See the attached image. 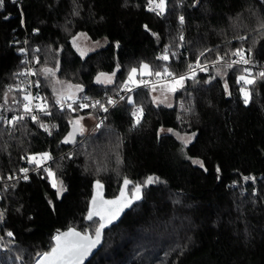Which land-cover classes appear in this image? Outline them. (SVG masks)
Returning a JSON list of instances; mask_svg holds the SVG:
<instances>
[{"label":"trees","instance_id":"trees-1","mask_svg":"<svg viewBox=\"0 0 264 264\" xmlns=\"http://www.w3.org/2000/svg\"><path fill=\"white\" fill-rule=\"evenodd\" d=\"M146 6L147 0H3L0 110L23 103L25 92L15 89H25L24 77L15 74L22 72L20 49L27 45L36 50L34 73L51 115L37 113L33 122L23 114L12 125L0 121V175L31 167L28 156L47 152L67 191L58 199L42 169L2 186L0 264H33L37 253L49 250L57 230L74 226L93 232L98 220L84 219L93 181L103 182L105 196L111 197L125 177L133 182L128 191L148 177L159 179L105 230L101 247L86 264H264V79L258 73L250 77L255 83L245 105L236 82L242 69L215 63L239 48L247 56L251 50L252 61L264 62V0H166L160 16ZM79 32L106 43L81 57L71 43ZM165 48L167 61L158 59ZM205 49L212 50L200 57L207 71L185 79L171 107L153 103L152 85L137 87L107 112L76 104L77 111L66 106L61 111L55 104L61 94L55 77L82 86L76 97L114 100L130 69L141 62L161 71L167 65L180 75ZM44 68L55 76L45 77ZM113 71V84L95 82L98 73ZM9 85L13 90L5 104ZM128 96L134 104H128ZM132 105L143 108L136 127L129 116ZM87 115L94 123L102 115L101 127L77 133L74 143H61L71 131L69 120ZM184 137L190 138L186 146Z\"/></svg>","mask_w":264,"mask_h":264},{"label":"snow or ice","instance_id":"snow-or-ice-1","mask_svg":"<svg viewBox=\"0 0 264 264\" xmlns=\"http://www.w3.org/2000/svg\"><path fill=\"white\" fill-rule=\"evenodd\" d=\"M15 2V0H13ZM165 3L166 0H147V11L149 12H155L157 16L163 15L165 12ZM3 6V0H0V7ZM180 24L184 23V16L179 17ZM261 28H264V23L260 24ZM145 29L148 30L147 25H145ZM85 35V34H80ZM153 35H156L153 33ZM240 39H244V37H240ZM77 37H73V46L77 47V51L80 52L81 57L85 55V52L82 51L77 45H76ZM180 40L183 41L184 37L183 35L180 36ZM21 52H24V49H20ZM37 51H39L37 49ZM211 49H205L204 51L200 52L197 56V63L196 65L189 64L188 70L191 73V75L182 74L177 76L174 72H172L169 68V66L165 65L161 70H153L150 68V66L147 63L141 62L139 65V68L133 67L130 69L127 75V79L124 81L123 85H121L122 90L131 91V88H129V84H133L135 86H138L139 84L148 85L151 83V81H145V80H136V76L139 74L140 76L144 75H155L157 77H168L171 78L169 80H166L163 84H161L162 91H167L171 93H175L178 88H182L185 79H194L195 78V70L194 68L198 67L201 71H207L206 65L200 64V57L205 55V52H210ZM248 56H245V50L243 48L237 49L235 52L231 53L233 56L238 57V59L231 60L230 63L227 64L228 68H232L234 65H249L252 63L251 60V50H248ZM176 53H172V56H175ZM158 59L167 61L169 60L168 55V49L165 48L164 54L159 56ZM223 57H218L217 62L219 60H222ZM23 63V61H22ZM119 70V65H117V70ZM116 71H113L110 75L106 73H98L95 82L97 84H105V85H111L114 83V77L116 76ZM45 77L48 75L55 76V71L49 68H44L42 70ZM242 72L245 74L239 75L236 78L237 84H240L243 82L244 85H251L255 83V78H249L251 75V69L250 68H243ZM17 76H25V75H36V73L32 72L31 69L28 70V72H19L15 74ZM258 77L261 79H264V71H260L258 73ZM29 84H32L31 81H29ZM35 86L37 88L40 87V82L36 81ZM75 88V92L71 91L72 88ZM69 93L68 95H64L63 93L57 95L55 104L60 106V110L63 111L65 108V101L71 100L72 103H69L66 105L68 110L71 111H77V108H74L73 105L76 104L78 106V109H86V108H97L99 107L100 110L107 112L108 108L105 107V101L103 100H91L88 96H83L81 99H78L76 97V92H83L84 89L80 85H68ZM13 90V86H8V91L4 93L5 96V104L8 103L7 96L9 92ZM17 91H23L25 92V95L23 96V110L25 115H29L31 120L33 122H37L39 119V116L37 113H42L44 115H51V112L49 111L50 105L47 102L46 98L39 96V94L33 95L30 91L23 89L20 87V85H16ZM156 90V85L152 84V91ZM224 90L229 95L231 94L228 91V84L225 82L224 84ZM55 92V90H54ZM240 93L243 98V102L245 105H247L250 102L251 94L249 90L246 87L240 88ZM119 95V93H117ZM167 97H165L166 99ZM121 100L125 99V97L121 96ZM34 101H40V103H34ZM90 101V102H89ZM19 103V101H15ZM128 104H134V101L131 96L127 97ZM157 99L153 98V103H157ZM106 103L108 105H114L116 103L115 100L112 99V97H107ZM159 103H163V101H159ZM168 107H171V104L167 105ZM2 107V106H0ZM183 107V105H182ZM36 110L34 113L33 110ZM132 116L134 118V124L133 127H136L140 124L141 118L143 116V108L136 107L134 108L132 112ZM25 116H13L11 119L7 118H0L4 120V123L12 125L13 123L23 120ZM84 119L83 116L71 119L69 120V124L72 126V131L68 133V135L64 138V140L61 141V143L67 144V143H74L75 137L77 133H82L84 131L83 125L81 124V121ZM102 123V122H101ZM40 127L44 128L45 131H48V126L44 123L40 124ZM55 127V126H53ZM97 128L101 127V124L96 125ZM168 131H172L169 129ZM49 135H51V132H49ZM195 135V134H193ZM183 139V138H181ZM190 142L189 140H185L184 144L185 146ZM52 157L50 153L44 152V153H38L34 155H30L27 157V163L34 164L36 169H41L47 173V178H49L51 186L56 189V195L59 199L61 194L65 191H67L66 187L63 185V181L58 180L55 178L56 174L52 171L51 168L43 167V165L51 160ZM193 163L200 164L201 167H203V163L198 160H194ZM29 171L28 168H21V173H27ZM217 172H219V168H217ZM13 177H9V179H12ZM25 180L28 179V176L25 175L23 177ZM159 178H153L148 177L147 180L144 182V186H147L148 184H151L155 182V180H158ZM251 179V177H245V180ZM133 182L129 180L127 177L123 180V187L121 188L120 196L117 197L115 200H109V201H103L101 204H97L96 197L93 196L91 205L89 207L87 215L84 217V219L88 221H93L94 217H99V226L95 228V239H93L87 231L84 233H81L80 231H77L75 228H68L65 232H60L58 230L57 234H55L52 237L53 246L50 248V250L45 251L43 253H37L36 254V260L35 264H81L83 258L87 253L95 247L97 244L100 243V237L102 230L108 226V224H111L113 220H115L120 213L125 209L132 205L134 200L141 199V187L142 185L136 184L134 186V189L132 191V197L131 199H128L125 197L124 189L127 188L129 184H132ZM95 188L100 189L102 188V185L99 181L95 183ZM51 204L52 202L49 201ZM111 206V207H108ZM19 211V209H18ZM5 219V212L3 210H0V223H3ZM6 235L8 237H13L14 233L11 231H7ZM2 239V237H0Z\"/></svg>","mask_w":264,"mask_h":264},{"label":"built area","instance_id":"built-area-1","mask_svg":"<svg viewBox=\"0 0 264 264\" xmlns=\"http://www.w3.org/2000/svg\"><path fill=\"white\" fill-rule=\"evenodd\" d=\"M147 7H148V4H147L146 8H147ZM21 49H24V52H21V51H20V54H21V58H20V59H21V63H22V61H23V63H22V72H26V73H27L29 69H31L32 72H34V71H35V69H34V62H35L36 59H37L36 50H34V51L30 50V49L28 48L27 45H23V47H21ZM180 51H186V49L183 48V47H181V48H180ZM245 56L247 57L246 52H245ZM220 57H222V56H220ZM235 59H238V57L233 56L232 54H230V55H228V56H224L222 60H219V62H217V60H216L215 63H218V64H219V63L228 64V63L231 62V60H235ZM196 63H197V61H195L194 63H190V64H192V65L195 66ZM200 64H201V65H206V63H202V62H200ZM188 65H189V64H188ZM234 66L240 67L241 69H243V68H245V67L250 68V69H251V75L249 76V78H250L253 74H255V73H259L260 71H264V62H254V61H252V63L249 64V65H243V64H241V65H234ZM194 70H195V74H196V73H198V72L200 71V68L196 67V68H194ZM186 73H187L188 75H191V73H190L189 70H188V66H187L186 71H184V72L181 73L180 75H182V74H186ZM242 74H245V73L242 72ZM242 74H241V75H242ZM177 76H179V75H177ZM23 77H24V85H25V89L28 90V91H30L33 95L39 94V96H41V95H40V92H39V88H40V87L37 88V87L35 86V82H36V81H39V79H38L35 75H25V76H23ZM169 79H171V78H168V77H163V78H161V77H157V76L154 75V76H151V77H145V78H142L141 80L151 81V83L147 85V86H150V85H152V84L161 83V82H164V81L169 80ZM29 81H31L32 84H29ZM39 82H40V81H39ZM139 86H145V87H147L146 85H143V84H139L138 86H135V85H134V86H132V87H129V86H128L129 88H131V91H126V90H122V89H121V90L118 92L119 95H117V98H115L114 100L117 102V101L120 99L121 96H124V95H126V94L132 92L134 89H136V88L139 87ZM238 86H239V91H240V88H241V87H246L247 89H248V87H249V85H244L243 82H241L240 84H238ZM86 96L90 97L91 100H104V99H107V97H108V96L105 97V96H90V95H86ZM77 98H78V99H81L82 97H77ZM89 102H90V101H89ZM34 103H40V101H34ZM69 103H72V101H71V100H66V101H65V106H66L67 104H69ZM56 106H57V108H60L59 105H56ZM111 106H112V105H108L107 103H105V107H107L108 110H109V108H110ZM136 107H137V105H132L131 108H130V110H129V116H130L131 118H133V116H132V112H133L134 108H136ZM87 109H93V108L89 107V108H87ZM33 112L35 113L36 110L34 109ZM103 112H104V111H103ZM23 114H25V113H24V110H23V103H22V105H21V107H20L19 109L0 110V118L11 119L13 116H20V115H23ZM101 118H102V115H100V116L98 117V119L95 121L94 126H96L97 124H99V123L101 122ZM133 119H134V118H133ZM0 121L4 123V120H3V119H0ZM51 160H52V159H51ZM51 160L47 161V162L43 165V167H49V166H50L49 163L51 162ZM27 168L29 169V171H28L27 173H21L20 170H19V171H17V172H14V173H12V174H7V175H5V176L0 175V192H1L2 186L7 185V184H9V183H11V182H13V181H15V180H25V179L23 178L25 175H27V176H28V179H29L31 173H32L33 171H36V170H37V169L35 168V165H34V164H32L31 167H27ZM41 169H42V168H41ZM10 176L13 177V178H12V179H9ZM28 179H27V180H28Z\"/></svg>","mask_w":264,"mask_h":264},{"label":"rangeland","instance_id":"rangeland-1","mask_svg":"<svg viewBox=\"0 0 264 264\" xmlns=\"http://www.w3.org/2000/svg\"><path fill=\"white\" fill-rule=\"evenodd\" d=\"M80 34H85V33L84 32H79L74 37H77L76 45L82 51L85 52V55L87 53L95 50V49H98V48L102 47L106 43V40L104 38L103 39L92 40L86 34L85 35H80ZM71 43H72V46H73V38L71 39ZM74 48L77 51V47H74ZM77 52L80 54L79 51H77ZM222 57H224V56H222ZM106 74H108V73H106ZM55 83H56V86L58 87L59 93L69 92L68 85H73V84L63 83L62 81H60L56 77H55ZM156 84H160V83H156ZM160 85L158 87H156V90L155 91H152L151 92V98H152V100L155 97L157 99V101H158L157 103H159V101L162 100L163 101L162 104H166V105L172 104V102L174 100V93L167 92V91H162ZM73 86H75V85H73ZM71 91L74 92L75 91V88L73 87L71 89ZM66 95H68V93H66ZM165 97H167V98L165 99ZM79 117H81V116H79ZM79 117H77V118H79ZM83 117H84V119L81 121V124L83 125L84 131L82 133H84L85 135H87L94 128V122H92V119H91V116L90 115L83 116ZM71 131H72V126H71ZM182 140H186V137H184ZM50 164H51V162L49 163V165ZM49 168H50V166H49Z\"/></svg>","mask_w":264,"mask_h":264},{"label":"water","instance_id":"water-1","mask_svg":"<svg viewBox=\"0 0 264 264\" xmlns=\"http://www.w3.org/2000/svg\"><path fill=\"white\" fill-rule=\"evenodd\" d=\"M259 1H262V0H259ZM165 10H166V3H165ZM97 181H98V180H94L93 183H92V191H91V195H90V198H89V201H88V204H87V211H86L85 216H86L87 213H88V210H89V207H90V205H91V201H92L93 196L96 197L97 204L99 205V204H101L103 201L115 200L117 197L120 196L121 188L123 187V181H122L121 184H120V187H119V189H118V192L116 193V195L111 196V197H106V196H105V185H104L103 182L99 181L100 184L102 185V188H100V189H96V188H95V183H96ZM140 185H142V187H141V193H140V195H141V199H139V200H134L133 203H132V205L135 204V203H137V202H140V201L142 200V197H143V188L146 187V186H144V184H140ZM128 187H129V185L127 186V188L124 189L125 197L128 198V199H131V197H132V191H133L134 187H133L130 191H128ZM132 205H131L130 207H128V208H125V209L120 213V215H119L115 220L112 221L111 224H108V226L105 227V228L102 230L101 237H100V243L97 244L95 247H93V248L87 253V255L84 256V258H83L81 264H86V262H87V261H88V260H89V259H90V258H91V257L97 252V251H98V249L101 247V245H102V243H103V240H104V232H105V230H106L107 228L111 227L113 224H116V223L122 218V216L124 215V213H125L126 211H128V210L132 207ZM108 207H111V206H108ZM93 219H97V220H98V224H97V226H96V227H98V226H99V217H94ZM85 221H88V220L85 219ZM96 227H95V228H96ZM68 228H75L77 231H80L81 233H84L85 231H87V233H88L93 239H95V229H94L93 232H91V231L88 230V229H86L85 231H81L80 229H78V228H76V227H74V226H69V227H67V228H65V229H60L59 231H60V232H65V231H67ZM57 232H58V230L56 231L55 234H57ZM52 242H53V241H52ZM52 246H53V243H52L51 247H52ZM51 247H50V248H51ZM50 248H49V250H50ZM33 264H35V262H34Z\"/></svg>","mask_w":264,"mask_h":264}]
</instances>
